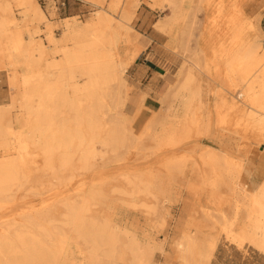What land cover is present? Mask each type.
<instances>
[{"label": "bare ground", "instance_id": "bare-ground-1", "mask_svg": "<svg viewBox=\"0 0 264 264\" xmlns=\"http://www.w3.org/2000/svg\"><path fill=\"white\" fill-rule=\"evenodd\" d=\"M78 1L84 20L53 19L52 0H0V264H159L163 246L118 225L114 209L157 215L181 183L201 220L185 223L176 264H212L221 235L264 256V159L239 152L244 131L264 153L254 1L144 0L181 66L139 134L150 94L126 75L143 48L140 0ZM112 164L123 169L100 171ZM18 197L30 199L22 210Z\"/></svg>", "mask_w": 264, "mask_h": 264}, {"label": "rangeland", "instance_id": "rangeland-1", "mask_svg": "<svg viewBox=\"0 0 264 264\" xmlns=\"http://www.w3.org/2000/svg\"><path fill=\"white\" fill-rule=\"evenodd\" d=\"M41 1L39 0V4L42 6ZM252 1L254 2L247 9V14L253 17L258 16L254 32L261 34L263 36L262 40H264V0ZM58 3L57 7L61 9V12L55 14L53 17L55 20L72 15H78L81 20H84L88 16L87 9L76 0H60ZM79 6L84 9L79 13H73L72 9L80 8ZM158 19L159 15L156 12L149 11L144 0H140L132 28L134 35L138 36L137 43L142 45L143 48L140 56L135 60L126 75V79L133 86V89L147 90L149 92L150 96L147 97L146 105L147 103L155 105L153 108L150 107L152 111H158L161 107L157 97L174 83L176 73L181 66V59L168 50L167 39L155 30L154 26ZM58 34L59 32L57 31L56 35ZM6 93L7 87L4 84L3 76H1L0 94L4 95ZM210 105L212 106V103ZM124 113L127 116L134 115L133 109L129 107ZM150 116V111L142 109L133 123L135 134H139L144 122ZM240 136L239 152L243 157L254 163L264 159V153H261L260 149L253 144V135L251 133L240 131ZM152 161H131L130 163L135 167L134 169L139 167L142 169L143 166H150L153 163ZM121 168L112 164L105 169L101 168L100 171L115 175ZM243 182L245 181L242 178L241 183ZM225 198L231 199L228 196ZM29 201L30 199L28 198L18 197L15 202L18 206L16 209H24L27 206L25 203ZM32 201L33 207L38 208L40 206L39 198H34ZM194 205L195 198L186 192L185 184L181 183L174 186L168 202L162 203L157 215H149L139 207L130 208L117 203L113 218L118 225L133 232L138 240H143L148 236L153 238L157 244L163 246L165 253L161 256L159 264H176L174 260L175 243L180 238L185 223L189 220L194 223L201 220L200 213ZM227 210L228 208L225 207L224 211L227 212ZM217 232V230L213 231V233ZM212 264H264V258L250 249H236L225 239L224 235H221L212 258Z\"/></svg>", "mask_w": 264, "mask_h": 264}, {"label": "crops", "instance_id": "crops-1", "mask_svg": "<svg viewBox=\"0 0 264 264\" xmlns=\"http://www.w3.org/2000/svg\"><path fill=\"white\" fill-rule=\"evenodd\" d=\"M41 1V0H40ZM48 1L49 0H42L41 2H42V7L43 8H46V5H47V3H48ZM60 0H52V3L54 4V6L56 7V13L57 12H61V9L60 8H58L57 7V5L59 4L58 2H59ZM76 1H78V0H76ZM79 2V1H78ZM80 7V6H79ZM84 8H82V7H80V8H73L72 9V12L73 13H79V12H81L82 10H83ZM147 99L148 98H146L144 101H143V107H142V109H144V110H148V111H150V112H153L152 110H151V108L150 107H154L155 105H153V104H151V103H147V105H146V101H147ZM149 105H151V106H149ZM251 250V249H250ZM253 251V250H252ZM255 253H256V251H254ZM257 255H259V256H261V257H263L264 258V256H262V255H260V254H258V253H256Z\"/></svg>", "mask_w": 264, "mask_h": 264}]
</instances>
